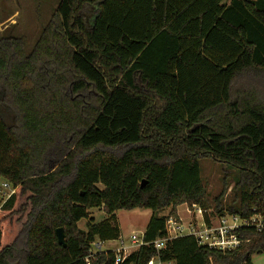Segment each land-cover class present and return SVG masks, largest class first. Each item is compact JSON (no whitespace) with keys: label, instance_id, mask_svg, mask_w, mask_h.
Here are the masks:
<instances>
[{"label":"trees","instance_id":"1","mask_svg":"<svg viewBox=\"0 0 264 264\" xmlns=\"http://www.w3.org/2000/svg\"><path fill=\"white\" fill-rule=\"evenodd\" d=\"M205 158L239 173L212 215L264 212V0H60L31 54L0 36V180L15 190L0 264H86L97 238L120 237L110 222L80 229L92 209L153 211L121 264H252L264 232H241L249 242L231 252L191 236L153 246L179 206L211 209ZM115 262L107 251L90 264Z\"/></svg>","mask_w":264,"mask_h":264},{"label":"rangeland","instance_id":"2","mask_svg":"<svg viewBox=\"0 0 264 264\" xmlns=\"http://www.w3.org/2000/svg\"><path fill=\"white\" fill-rule=\"evenodd\" d=\"M59 2L60 0H0V36L13 35L23 38L25 41V51L27 54H31L43 28L49 22ZM2 113L6 121L11 124L12 114L5 109H2ZM200 171L212 205L209 212H214V201L223 193L226 187L228 191L223 198V206L227 208L232 204L234 199L233 189L239 178L238 171L210 158L200 161ZM3 184L4 182L0 180V192L3 191L9 194V189L4 188ZM99 187L103 188L101 185ZM187 209V205H181L176 210L177 218L183 220L182 222L185 225L191 221V215ZM171 210L172 208L170 207L156 215L166 218L170 215ZM89 214L88 220H82L79 223L80 229L87 230L90 220H93L94 224L110 222L111 225L117 226L120 229L118 240L102 242L99 238L96 239L97 242H102L103 244L101 252H118L122 243L129 248V251L134 252L139 248L138 246L142 238H144L145 228L153 215V211L142 209L133 211L123 210L116 214L115 219H110L109 221H107L108 217L101 209H92L89 211ZM134 235L138 237L137 241L132 239ZM252 264H264V254H254L252 256Z\"/></svg>","mask_w":264,"mask_h":264},{"label":"built area","instance_id":"3","mask_svg":"<svg viewBox=\"0 0 264 264\" xmlns=\"http://www.w3.org/2000/svg\"><path fill=\"white\" fill-rule=\"evenodd\" d=\"M4 188L9 189L10 193L0 192V209L7 202V200L15 193V190L8 184H3ZM188 206V205H187ZM187 211L191 215V221L186 225L183 220L174 216H169L167 221L168 239L158 240L153 243L156 250L161 251L165 249L168 240L191 236L196 239L199 246L207 247L209 249L219 250L222 252H231L240 248L243 244L248 243L249 240L240 238V233L246 229L255 231L257 233L264 232V212L254 209L247 217L241 215L226 214L224 216H214L213 212L203 210L194 205L188 206ZM208 216V221L206 220ZM199 218V219H198ZM134 241L138 240L137 236H133ZM144 238L138 247L143 246ZM102 242H94L92 244L91 256L86 258V264H90L92 258L102 250ZM95 247V249H93ZM116 253L115 264H121L132 253L129 251L124 243L119 247ZM150 264H164L159 259H153ZM172 264V263H166Z\"/></svg>","mask_w":264,"mask_h":264},{"label":"water","instance_id":"4","mask_svg":"<svg viewBox=\"0 0 264 264\" xmlns=\"http://www.w3.org/2000/svg\"><path fill=\"white\" fill-rule=\"evenodd\" d=\"M57 238L59 241V244L66 247V242H65V234H64V229L60 228L57 230Z\"/></svg>","mask_w":264,"mask_h":264},{"label":"crops","instance_id":"5","mask_svg":"<svg viewBox=\"0 0 264 264\" xmlns=\"http://www.w3.org/2000/svg\"><path fill=\"white\" fill-rule=\"evenodd\" d=\"M149 222V221H148ZM147 225H148V223H147ZM147 227V226H146ZM145 230H146V228H145Z\"/></svg>","mask_w":264,"mask_h":264}]
</instances>
